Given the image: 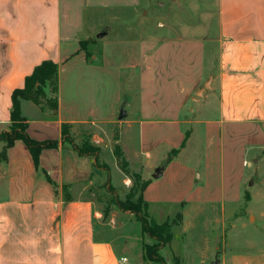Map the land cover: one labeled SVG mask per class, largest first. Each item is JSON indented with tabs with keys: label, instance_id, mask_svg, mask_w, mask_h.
I'll return each mask as SVG.
<instances>
[{
	"label": "crops",
	"instance_id": "crops-1",
	"mask_svg": "<svg viewBox=\"0 0 264 264\" xmlns=\"http://www.w3.org/2000/svg\"><path fill=\"white\" fill-rule=\"evenodd\" d=\"M159 2L0 0V133L10 130L12 94L24 87L26 77L46 60L59 67L57 115L21 103L28 136L58 141V147L41 152L37 169L28 147L18 140L0 164V264L119 263L111 243L97 236L98 226L105 229L104 210L94 199L96 186L112 182V170L97 168L92 156L78 155L64 142L63 125H71L75 136L91 128L83 134L102 154H108L111 142L112 164L121 173L104 130H137L133 156L138 168L129 169L151 181L143 193L146 208L159 203L158 185L171 177L197 129L205 137L207 167L202 173L186 171L184 193L198 201L200 183L209 181L213 165H223L219 195L232 196L226 181L236 187L241 183L248 150L264 151V0ZM155 6L162 10L150 15ZM107 20L123 23L125 32L108 40ZM191 103L202 107L193 119L187 115ZM122 110L124 120L119 119ZM164 134H171L168 143ZM162 144L168 145V154L160 158ZM4 146L0 141V152ZM124 156L131 164L128 152ZM157 170L162 177L154 179ZM226 260L222 251L218 264ZM233 261L263 264L257 256ZM140 264H146L144 254Z\"/></svg>",
	"mask_w": 264,
	"mask_h": 264
},
{
	"label": "rangeland",
	"instance_id": "rangeland-1",
	"mask_svg": "<svg viewBox=\"0 0 264 264\" xmlns=\"http://www.w3.org/2000/svg\"><path fill=\"white\" fill-rule=\"evenodd\" d=\"M167 2L169 0H160L158 6L163 3L167 4ZM154 9L162 10L155 6L150 15ZM111 13L121 14L120 12ZM145 13L146 11L143 12V15ZM104 25L111 29L108 40L125 32V28H121L124 26L123 23L118 21L107 20ZM98 37L99 34L96 36V41ZM89 50L95 54L98 51L93 47H90ZM201 108L200 104L191 103V109L187 115L192 119L196 118ZM206 111L209 114L211 111L214 112V109ZM82 128H79L80 131ZM90 129L86 128L83 132L87 133L86 131ZM83 132H78L77 136L71 132L69 140L78 146H82L87 141L90 143V138ZM104 132H107L112 140V153L117 145L123 154L128 152L129 162H131L128 164V168L136 171L138 167L133 156V149L134 142L138 144V131H126L118 127H111L107 131L105 129ZM103 134L100 133L99 136ZM186 135L188 140L191 132ZM104 138L107 141L105 134ZM163 138H168L166 142L168 143L171 134H164ZM121 139V145L116 144ZM110 143L108 144L109 155L102 154L100 150L99 164L103 170L108 168L112 170V182L110 183L112 188H108L109 182H106L103 186H96L94 189V199L101 201L102 210L111 207L112 200L116 197L125 200L133 185V182L123 173L117 171L112 164ZM94 146L97 147V145ZM158 153L160 158L165 157L168 154V145L162 144ZM206 155L203 130L197 129L187 147L180 152L177 163L174 164L172 173H170L171 177L166 176L163 182L158 185L162 193L159 203L148 204L145 209L149 220L157 224L172 222L177 220L179 214H182V221L172 227V242L160 251L164 264H213L222 260V251L227 253V260L224 264H238L234 263L233 259L239 256L244 258L261 257L264 264V151L248 150L245 157L246 168L241 183L236 187V184L232 186L234 183L230 184V181H226L229 188H232L231 192L234 193L232 196L227 190L225 192L230 196L219 195L222 187L219 172L223 165L220 161L215 166L213 165L209 181L203 179L200 183L199 187L202 193H200L201 198L198 201L197 198L185 196L184 190L188 186L186 171L196 168L198 172L202 173L207 167ZM227 166L226 164L225 168ZM239 194L240 199H238ZM186 201L191 203L183 205L182 203ZM113 210L114 213L109 214L108 219L103 221L105 229L97 227V236L111 243L118 264H140L143 259L144 245H153L155 241L143 233L142 224L136 216L116 207ZM112 220L115 222L113 223ZM219 252L221 253L218 254ZM123 258H126L127 261L122 262ZM144 262L146 264H161L147 261L145 258Z\"/></svg>",
	"mask_w": 264,
	"mask_h": 264
},
{
	"label": "trees",
	"instance_id": "trees-1",
	"mask_svg": "<svg viewBox=\"0 0 264 264\" xmlns=\"http://www.w3.org/2000/svg\"><path fill=\"white\" fill-rule=\"evenodd\" d=\"M89 42H81V49L86 50ZM93 54L87 53L88 58L91 59ZM58 84H59V67L51 61H43L40 65L35 67L33 72L26 77L24 87L16 89L12 94V109L10 113L11 126L8 132L0 133V141L5 146L0 152V164L7 161L8 150L14 145L16 141H22L29 149L35 167L39 168L40 154L44 149H56L58 147V141H45L38 142L31 139L27 134L28 122L22 115L21 103L22 101H29L39 107L42 110H48L53 115L58 113ZM71 125H63L62 137L64 142L68 143L72 149L80 156H92L95 158L97 168L100 167L99 153L100 149L88 141L83 143L82 146L76 145L72 140H69L71 136ZM187 142L184 140L182 147L184 148ZM172 153H178V150H174ZM114 156L118 161L119 169L123 174L128 177L132 182V188L126 196L125 200H121L116 197L112 200L111 207H108L103 211V218L106 220L109 217L111 208L113 206L118 207L121 211L130 213L137 217L142 224V231L148 237L155 241L153 245H144L143 252L144 258L147 261L159 262L164 264L163 257L160 255V250L168 246L173 239L172 227L182 221V214L177 216V220L172 222H165L162 224L154 223L149 220L148 215L145 212L146 203L144 201L143 193L145 189L150 185L151 181H144L139 174H133L128 168V162L126 161L124 154L117 145L114 150ZM172 156L168 162L171 161ZM109 171V168L107 169ZM49 182L56 189L58 186L50 178ZM108 188H112L110 180ZM69 199V198H68Z\"/></svg>",
	"mask_w": 264,
	"mask_h": 264
},
{
	"label": "water",
	"instance_id": "water-1",
	"mask_svg": "<svg viewBox=\"0 0 264 264\" xmlns=\"http://www.w3.org/2000/svg\"><path fill=\"white\" fill-rule=\"evenodd\" d=\"M100 37V36H99ZM98 37V38H99ZM199 97L202 95V92H199L198 94H197ZM125 117H126V113H125V111L124 110H122L121 112H120V117H119V119L120 120H124L125 119ZM162 177V172H161V170H157L156 171V174L153 176V178L154 179H159V178H161ZM219 262L218 261H216V262H214L213 264H218Z\"/></svg>",
	"mask_w": 264,
	"mask_h": 264
},
{
	"label": "built area",
	"instance_id": "built-area-1",
	"mask_svg": "<svg viewBox=\"0 0 264 264\" xmlns=\"http://www.w3.org/2000/svg\"><path fill=\"white\" fill-rule=\"evenodd\" d=\"M122 260H123L122 262H126V261H127V259H125V258H124V259H122Z\"/></svg>",
	"mask_w": 264,
	"mask_h": 264
}]
</instances>
